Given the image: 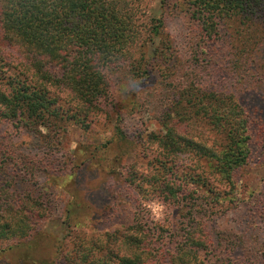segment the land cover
Segmentation results:
<instances>
[{
  "label": "trees",
  "instance_id": "1",
  "mask_svg": "<svg viewBox=\"0 0 264 264\" xmlns=\"http://www.w3.org/2000/svg\"><path fill=\"white\" fill-rule=\"evenodd\" d=\"M159 6H183L188 14L193 38L185 61L163 17H145L140 0H0V124L31 130L38 141L45 136L41 127L75 122L87 128L91 117H109V104L116 106L109 100L113 72L122 70L134 89L163 85L159 131L134 137L113 126L119 140H145L153 153L117 172L140 198L131 219L60 248L64 264H264L256 198L238 236L216 239L207 227L231 201L233 177L264 116L258 109L249 115L213 78L241 56L235 34H264V0H161ZM262 39L246 32L239 49L249 54ZM63 100L70 108L59 105ZM14 145L0 138L1 240L25 238L49 217L38 197L16 189L19 176L49 185L35 180L37 168ZM116 161L109 172L116 173ZM50 181L58 184L56 176ZM151 199L165 207L163 218H150Z\"/></svg>",
  "mask_w": 264,
  "mask_h": 264
},
{
  "label": "rangeland",
  "instance_id": "2",
  "mask_svg": "<svg viewBox=\"0 0 264 264\" xmlns=\"http://www.w3.org/2000/svg\"><path fill=\"white\" fill-rule=\"evenodd\" d=\"M160 1L140 0L139 10L145 13V17H163L166 31L185 61L193 35L188 14L183 6H170L165 11L159 6ZM241 31V35L235 34L236 50L241 56L229 63V68L221 74L223 77L213 78V83L233 93L249 115L253 116L254 109L264 115V42L256 44L249 54L239 49L246 32L251 38L262 36V41L264 34L260 30ZM111 80L113 88L109 100L116 106L109 104V117L105 114L91 117L87 128L75 122L60 123L62 126L57 123L50 129L41 127L45 136L37 141L31 130L15 128L7 122L0 124V138L13 141L18 154L29 157L25 160L37 168L35 180H45L49 185L40 188L38 183L34 186V182L14 177L16 189L38 197L48 207L49 217L40 221L38 229L25 238L0 239V264H64L60 248L65 249L79 236L96 235L131 219L140 198L117 172H122L132 162L145 161L153 153L145 145V140L136 142V139L132 144L119 140L113 134V126L117 123L134 137H145L151 130L159 131L161 127L155 117L167 92L160 84L153 92L149 88L134 89L132 80L124 76L122 70L113 72ZM58 103L62 108H70L64 100ZM261 120L254 133L251 132L250 156L233 177L235 188L229 195L231 201L225 200L222 209L225 210L208 219V232L216 239H230L240 234L242 216L250 212L254 203L251 200L256 198L263 212L257 224L256 238L264 241V116ZM143 153L145 158L141 156ZM114 159H117L114 163L116 173H111L109 168ZM70 172L72 175L66 177ZM54 175L57 185L50 181ZM9 176L8 179H12V175ZM146 203L150 218H163L165 207L159 201L151 199Z\"/></svg>",
  "mask_w": 264,
  "mask_h": 264
}]
</instances>
